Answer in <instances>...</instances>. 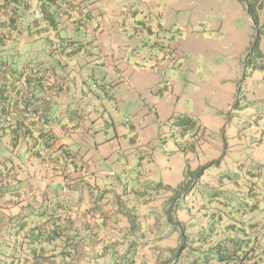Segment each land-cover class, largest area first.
<instances>
[{
  "label": "rangeland",
  "instance_id": "obj_1",
  "mask_svg": "<svg viewBox=\"0 0 264 264\" xmlns=\"http://www.w3.org/2000/svg\"><path fill=\"white\" fill-rule=\"evenodd\" d=\"M15 6L0 64L47 72L58 150L0 135V160L36 203H81L79 263L264 264V0Z\"/></svg>",
  "mask_w": 264,
  "mask_h": 264
},
{
  "label": "trees",
  "instance_id": "obj_2",
  "mask_svg": "<svg viewBox=\"0 0 264 264\" xmlns=\"http://www.w3.org/2000/svg\"><path fill=\"white\" fill-rule=\"evenodd\" d=\"M19 2L20 0H0V47L6 45L8 40L15 41L7 35H10V32L19 23V15L16 11L18 8L15 6ZM46 73L40 69H35L28 72L23 71L22 74L18 75L10 69V65L0 64V135L7 136L10 134V139H16L19 134L29 136L35 143L42 141L45 148L50 149L52 153H57L58 148L54 144L53 136L48 133L51 131V127L44 126L49 125V117L46 118L43 115L44 109L41 104H44V101L42 103L38 101L40 98L38 92H41H35L33 87L35 83L43 84L41 88L46 86L49 89L54 86ZM58 154L61 155V153ZM58 159L57 157L51 158L54 162ZM7 161L8 159L0 160L1 165L4 166V169L0 170V200L8 191V199L15 201L18 193L21 192V187L17 185V188H13L12 185L9 188L11 183L7 178L10 174L17 176V172L13 163L11 168L8 167ZM17 180L19 181V178L12 180V182ZM1 203L2 201H0V244L12 239L14 250L10 256L5 255L8 257V261L0 264H67L66 259L79 262V257L71 255L70 252L69 255L60 257L59 251H55L53 248H45L47 242L50 241L49 237L54 238V233L58 236V231L53 230L49 233L43 223L34 222L33 219L28 218L30 215L28 213L21 215L19 212H15L5 215ZM95 210L100 213L102 221L106 223L109 218L108 215L100 208ZM30 220L31 224L29 223ZM228 256L231 257L232 254L229 253ZM259 262V260L254 261L251 264H259Z\"/></svg>",
  "mask_w": 264,
  "mask_h": 264
},
{
  "label": "crops",
  "instance_id": "obj_3",
  "mask_svg": "<svg viewBox=\"0 0 264 264\" xmlns=\"http://www.w3.org/2000/svg\"><path fill=\"white\" fill-rule=\"evenodd\" d=\"M19 24L17 23V27L14 30L18 29ZM13 30V31H14ZM7 41V40H6ZM13 42V41H12ZM11 40L7 41V44L12 43ZM50 125V124H49ZM19 178L20 175H12L7 178L9 181V188L13 185V188L19 185L17 181H13L17 184H14L12 180ZM36 180L35 176H33ZM19 182V181H18ZM20 186V185H19ZM21 187V186H20ZM3 188H6L3 186ZM17 188V187H16ZM36 186H28V187H21L18 194V197L15 201L9 200L8 195L9 192H5L4 196L1 197L2 203L1 208L4 211L5 215L19 212L21 215L24 213L30 214L28 218L33 219L34 222H41L45 225V228L49 233L53 232V230L58 231V236L54 233V238H50V241L47 242L46 249L53 248L55 251L60 252L61 256H66L69 252L73 256H82L84 254V247L82 239V234L79 232V229H82L81 221H80V214H82L81 203H78L72 198L67 199L65 196L60 197L61 200H57L54 203L52 200H47L48 202L45 204L44 199L43 203L35 202L37 199V189ZM46 190V189H45ZM46 194V192H44ZM67 193V190H66ZM17 194V193H16ZM26 207L27 211H24L22 205ZM46 205V207H45ZM79 206V207H78ZM91 208L88 209L85 213H92L97 214L98 212L95 210L97 206H90ZM31 224V220L29 221ZM81 231V230H80ZM61 239V243L57 244V239ZM72 241V242H71ZM54 243L52 245L51 243ZM56 253V252H54ZM51 254V253H50ZM69 255V254H68ZM80 259V257H79ZM67 264H80L79 262L76 263V260L69 261L65 260ZM81 261V259L79 260ZM75 262V263H74Z\"/></svg>",
  "mask_w": 264,
  "mask_h": 264
}]
</instances>
